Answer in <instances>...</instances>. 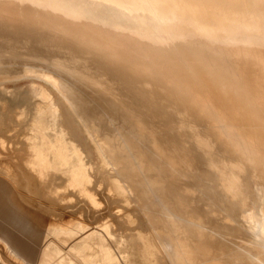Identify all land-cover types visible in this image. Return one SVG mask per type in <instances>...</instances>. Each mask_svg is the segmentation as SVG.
Returning <instances> with one entry per match:
<instances>
[{
    "label": "bare ground",
    "instance_id": "obj_1",
    "mask_svg": "<svg viewBox=\"0 0 264 264\" xmlns=\"http://www.w3.org/2000/svg\"><path fill=\"white\" fill-rule=\"evenodd\" d=\"M175 2L190 6L191 27L159 35L141 28L126 0H0V89L33 72L51 84L32 82L24 110L0 96V150L16 138L18 157L0 170L40 207L36 173L47 166V137L59 141L52 171L66 177L62 204L73 213L63 228L102 225L72 240L84 264H264V34L234 42L227 63L242 88L189 89L179 68L196 30L228 6L255 4L253 23L264 26V0ZM41 125L47 137L36 141Z\"/></svg>",
    "mask_w": 264,
    "mask_h": 264
},
{
    "label": "rangeland",
    "instance_id": "obj_2",
    "mask_svg": "<svg viewBox=\"0 0 264 264\" xmlns=\"http://www.w3.org/2000/svg\"><path fill=\"white\" fill-rule=\"evenodd\" d=\"M32 82H35L37 86L51 87V84L43 78L41 72H33L31 74L25 73L18 76L16 79L6 81L2 85V89H0V96L12 100L14 99L13 101L16 100L17 102L15 103L20 105L19 110H24L26 105L24 102H21L22 95L25 96L26 92L31 89ZM15 93L16 95L19 94V97H16ZM17 98H20L18 99L19 101ZM42 117L43 120H45L46 114L43 113ZM45 128V125L36 126L34 132L37 140L33 138L34 136L32 138L30 137V139L40 141L43 137L42 135L47 137ZM56 130L57 133L60 131L58 127ZM7 134L8 132H3V135L7 136ZM12 140L13 141L10 147L7 148L6 152L0 150V160L4 162L16 161L18 159V157H16L17 152L14 151V146L17 144V140L16 138H12ZM46 140L50 146L43 152L47 166L42 175L36 173L38 178H40V181L38 194L35 195V198L38 200V203L41 204V206L39 205L40 207L24 202L19 197V192L14 188V185L10 181L9 177L4 175V172L0 170V183H3L0 185V264H84L86 256L83 254L80 255L74 250L75 246H78V242L74 243L72 240H74L76 234L79 235L83 233L84 237H86L90 233H93L98 226H102L100 224V220L97 218L94 221L92 220L87 223V226L90 229L86 232L82 229L81 232L78 230H72L71 233L69 232V229L66 230L63 228L62 224L64 223V219L68 218V216H71L73 213L71 212V206H69V204H62V202L64 203L66 200V195H64V189L67 186L66 177L62 174L58 175L52 171V168L57 165L58 159V150H56L53 146L55 145L59 149L60 144L59 141H53L50 137H47ZM85 148L92 149L95 153L94 161L97 160L96 149L93 142H86ZM147 153L151 160L153 159L152 161L157 167L156 170L160 169L153 155L149 151H147ZM192 154L198 168H208L203 154L198 153L195 149L193 152V148ZM57 191H59L58 202L47 200V195L50 193L56 194ZM60 193L62 194L61 196ZM76 202H78L77 199L71 200L70 204H79V206L82 205L84 208L85 204L83 205V201L78 203ZM53 207H55V210L58 213H62V215L54 217L52 214L53 212L47 214L48 211L53 210ZM23 213L25 216L21 217ZM175 213L178 217L182 218V214L179 210L175 209ZM213 215L215 217L217 216L215 213ZM77 216L78 215L76 214L75 217ZM237 219H239V216H237ZM73 221L79 222L78 218H73ZM14 229L17 232L14 231ZM128 253L129 251H127V254ZM66 254H68V257ZM124 256L126 257V255ZM122 257V254H119L114 256L113 259ZM163 264H167V262L164 261Z\"/></svg>",
    "mask_w": 264,
    "mask_h": 264
},
{
    "label": "clouds",
    "instance_id": "obj_3",
    "mask_svg": "<svg viewBox=\"0 0 264 264\" xmlns=\"http://www.w3.org/2000/svg\"><path fill=\"white\" fill-rule=\"evenodd\" d=\"M122 7L141 28L155 34L172 35L191 27L186 20L190 6L175 0H126ZM255 7L251 2L228 6L206 29L196 30V38L186 45L179 64L186 88L210 86L224 91L243 87L233 77L227 61L241 33L259 31L264 34V26L257 27L253 23L257 14Z\"/></svg>",
    "mask_w": 264,
    "mask_h": 264
}]
</instances>
